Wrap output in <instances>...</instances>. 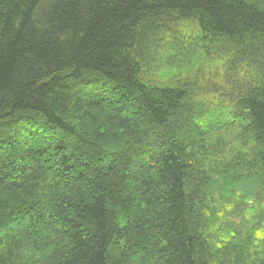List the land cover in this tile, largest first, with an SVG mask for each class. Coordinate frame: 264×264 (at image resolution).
<instances>
[{"label": "trees", "instance_id": "trees-1", "mask_svg": "<svg viewBox=\"0 0 264 264\" xmlns=\"http://www.w3.org/2000/svg\"><path fill=\"white\" fill-rule=\"evenodd\" d=\"M0 264H264V0H0Z\"/></svg>", "mask_w": 264, "mask_h": 264}]
</instances>
